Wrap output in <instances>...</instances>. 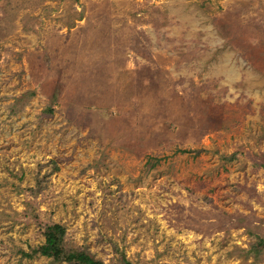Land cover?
<instances>
[{
    "label": "rangeland",
    "instance_id": "rangeland-1",
    "mask_svg": "<svg viewBox=\"0 0 264 264\" xmlns=\"http://www.w3.org/2000/svg\"><path fill=\"white\" fill-rule=\"evenodd\" d=\"M104 264H264V0H0V264L46 226Z\"/></svg>",
    "mask_w": 264,
    "mask_h": 264
},
{
    "label": "trees",
    "instance_id": "trees-1",
    "mask_svg": "<svg viewBox=\"0 0 264 264\" xmlns=\"http://www.w3.org/2000/svg\"><path fill=\"white\" fill-rule=\"evenodd\" d=\"M44 237V242L36 248H31V252H26L25 256L30 257L34 253H39L48 256L53 263L65 261V264H104L102 260L94 258L85 250H66L62 244L65 237V228L61 224L52 223L47 225ZM250 245L248 252L258 256L261 250L264 249V238L258 237ZM121 262V264H134L125 259H122Z\"/></svg>",
    "mask_w": 264,
    "mask_h": 264
}]
</instances>
